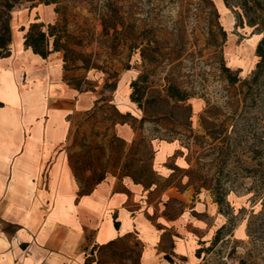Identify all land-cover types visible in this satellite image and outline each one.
<instances>
[{"label": "rangeland", "instance_id": "374dc122", "mask_svg": "<svg viewBox=\"0 0 264 264\" xmlns=\"http://www.w3.org/2000/svg\"><path fill=\"white\" fill-rule=\"evenodd\" d=\"M226 1L228 8L223 0H0L13 4L10 53L0 59V122L18 113L19 136L37 112L41 87L28 76L34 59L21 28L42 23L48 34L53 26L50 42L60 38L65 49L48 62L86 91L65 146L80 192L130 176L155 184L153 201L164 191L184 193L167 202L166 215L192 206L204 217L177 230L210 248L225 226L200 264H264V81L251 82L261 34L236 26L238 15L264 21V0ZM9 144L4 152L16 146ZM164 144L175 148L166 171L153 162ZM83 246L81 264H138L134 235Z\"/></svg>", "mask_w": 264, "mask_h": 264}, {"label": "crops", "instance_id": "0c3cea01", "mask_svg": "<svg viewBox=\"0 0 264 264\" xmlns=\"http://www.w3.org/2000/svg\"><path fill=\"white\" fill-rule=\"evenodd\" d=\"M29 54L34 62L28 76L41 87L38 110L24 121L27 126L19 136L13 132L18 113L8 112L0 122V264H81L84 243L102 248L130 235L136 237L138 264H200L195 254L206 240H192L177 227L184 230V222L191 219L200 223L203 212L189 206L188 213L184 207L175 217L164 215L163 204L172 198L182 201L184 193L164 191L153 201L154 188L113 178L78 195L65 146L69 117L85 108L86 93L64 81L57 62H48L55 54L46 60ZM11 140L16 146L4 152ZM164 145L153 162L166 171L175 148Z\"/></svg>", "mask_w": 264, "mask_h": 264}, {"label": "trees", "instance_id": "16d2710c", "mask_svg": "<svg viewBox=\"0 0 264 264\" xmlns=\"http://www.w3.org/2000/svg\"><path fill=\"white\" fill-rule=\"evenodd\" d=\"M28 2H33L34 0H26ZM223 3L226 8H228V3L226 0H223ZM46 4H49L47 2ZM13 8V4H9L8 2H3L0 6V59L6 58L9 56V46L11 45V32H10V18H9V12ZM236 26L243 27L246 25L247 27L254 28L258 31L259 34H261L260 39L258 40L256 46H255V56L257 58V61L255 63L254 72L252 74V83H256L260 79L264 81V21L261 20L260 22H256L253 18H246L245 22L243 21V18L238 15L236 18ZM44 25L42 23H31L29 24L28 28L25 30L23 27L21 28V31L24 32L23 35V48L24 50L30 51L33 55H37L43 60H46L48 56H50L53 53L64 51L65 46L64 44L60 43V38H53L50 42V38L53 36L52 29L53 26L47 25L48 34L43 31ZM222 35H225V32L222 30ZM223 72L228 73L229 70L227 68H223ZM64 81H66L69 85L73 86L79 93L86 92L85 90H82L79 83L77 82H70L66 79L65 75H63ZM237 80V77L230 78L231 82H235ZM173 94H170L172 98H174L178 102H183L185 100L184 97L179 95L178 90L175 88L171 89ZM132 102L136 103L134 99H131ZM102 100L98 99L96 100V103H100ZM2 104L0 103V107ZM138 108V107H137ZM121 115V114H119ZM128 114H125L126 116ZM74 175V173H73ZM75 177V175H74ZM126 178H130L134 183L141 184L145 188H151L154 187L155 184L149 183L145 184L141 181L134 180L130 176H126ZM76 179V178H75ZM102 182V180L98 181L88 192H80L78 191V195H84L92 191V189ZM173 199V198H172ZM171 199V200H172ZM218 206L220 205L219 201H215ZM182 204V203H180ZM165 207L167 203L163 204ZM165 216L166 213H164ZM170 218L169 216H167ZM115 227L117 228V224H115ZM225 229L224 224L221 225L216 231L215 234L211 240V246L210 248H204L205 242H201V248L196 250V257L200 259V256L204 252H208L210 249L214 248L220 241L223 239V230ZM127 237V236H126ZM125 238V237H124ZM115 241L109 242L106 246H109L113 244ZM94 248V247H92ZM166 259L168 261H172L170 257L166 256ZM184 260V259H182ZM201 260V259H200Z\"/></svg>", "mask_w": 264, "mask_h": 264}]
</instances>
